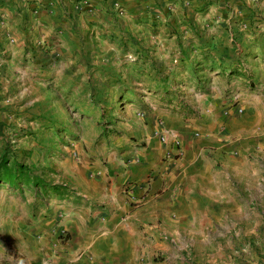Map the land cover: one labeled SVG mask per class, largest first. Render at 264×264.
Returning a JSON list of instances; mask_svg holds the SVG:
<instances>
[{
    "label": "rangeland",
    "instance_id": "1",
    "mask_svg": "<svg viewBox=\"0 0 264 264\" xmlns=\"http://www.w3.org/2000/svg\"><path fill=\"white\" fill-rule=\"evenodd\" d=\"M113 3L107 25L115 29L96 28V51L58 56L53 73L46 64L37 68L32 56L9 60L0 53V160L5 154L66 187L47 193L33 182L14 187L0 180V219L26 215L27 224L38 223L45 204L71 196L69 183L78 169L107 164L114 150L146 146L143 124L157 113L219 112L220 132L236 133L224 120L231 116L226 107L245 84L239 75L256 88L248 74L264 65V0H145L138 17L119 0ZM193 43L202 51L186 59ZM241 99L234 105L239 117L246 115V105L238 110ZM259 122L252 120L249 129L259 127L264 137V118ZM262 142L243 159L229 165L220 160V223L197 237L198 250L187 238L174 241L176 253L199 252L207 264H264ZM10 225L0 222V244L12 254L26 235L23 227Z\"/></svg>",
    "mask_w": 264,
    "mask_h": 264
},
{
    "label": "crops",
    "instance_id": "2",
    "mask_svg": "<svg viewBox=\"0 0 264 264\" xmlns=\"http://www.w3.org/2000/svg\"><path fill=\"white\" fill-rule=\"evenodd\" d=\"M86 1L0 0V53L9 60L32 56L36 67L46 64L49 73L54 72L58 56H76L78 51L88 55L90 49L93 54L95 29H115L107 25L115 0ZM119 1L138 17L145 0ZM200 45L193 43L194 51L185 58L202 51ZM233 68L227 70L235 72ZM252 71L248 75L254 76L256 88L239 75L245 84L237 87L238 96L226 107L231 116L224 120L236 127L235 134L220 132L219 112L186 116L163 111L151 116L143 124L146 146L114 150L107 164L100 160L78 169L69 183L71 196L45 204L38 223L27 224L26 215L2 217L0 222H9L10 227H23L26 240L12 254L0 244V264H207L210 260L199 252L176 253L174 241L187 238L195 250L200 248L197 237L220 223L225 196L220 193V160L229 165L263 143L259 127L251 131L249 125L264 118V92H256L258 87L264 90V65ZM237 98L243 104L239 106V101L238 108L246 105L243 117L235 114ZM159 116L164 118L162 123ZM164 134L167 140L162 139ZM176 138L182 142L183 153L173 162L166 152L177 150ZM129 182L136 183L139 195L148 190L138 204L126 192ZM64 226L66 236L59 231Z\"/></svg>",
    "mask_w": 264,
    "mask_h": 264
},
{
    "label": "trees",
    "instance_id": "3",
    "mask_svg": "<svg viewBox=\"0 0 264 264\" xmlns=\"http://www.w3.org/2000/svg\"><path fill=\"white\" fill-rule=\"evenodd\" d=\"M184 102V101H183ZM185 106L191 108L190 104L184 102ZM190 114V113H187ZM0 180L9 182L14 187H20L22 183H35L39 188L45 189L49 193L48 188H52L55 192L61 193L66 187L63 184L50 183L43 177L37 175L28 164L14 160L13 162L7 155H3L0 160Z\"/></svg>",
    "mask_w": 264,
    "mask_h": 264
},
{
    "label": "built area",
    "instance_id": "4",
    "mask_svg": "<svg viewBox=\"0 0 264 264\" xmlns=\"http://www.w3.org/2000/svg\"><path fill=\"white\" fill-rule=\"evenodd\" d=\"M238 110L240 112H243V108H238ZM162 139L167 140V135L166 134L162 135ZM174 142L177 146V150L176 151L169 150L166 154V158L168 160H173V162L176 160L177 157H179L183 153L182 146H181V143H182L181 140L179 138H176ZM126 192L129 194L130 199L132 200V203L138 204L142 201V197L137 193L136 183L129 182L126 185ZM59 231L62 236H66L68 234L67 228L65 226L61 227Z\"/></svg>",
    "mask_w": 264,
    "mask_h": 264
}]
</instances>
